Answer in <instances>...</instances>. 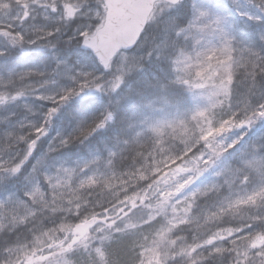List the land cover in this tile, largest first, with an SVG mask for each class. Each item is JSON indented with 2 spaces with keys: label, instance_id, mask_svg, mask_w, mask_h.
<instances>
[{
  "label": "snow or ice",
  "instance_id": "obj_1",
  "mask_svg": "<svg viewBox=\"0 0 264 264\" xmlns=\"http://www.w3.org/2000/svg\"><path fill=\"white\" fill-rule=\"evenodd\" d=\"M0 264H264V0H0Z\"/></svg>",
  "mask_w": 264,
  "mask_h": 264
},
{
  "label": "rangeland",
  "instance_id": "obj_2",
  "mask_svg": "<svg viewBox=\"0 0 264 264\" xmlns=\"http://www.w3.org/2000/svg\"><path fill=\"white\" fill-rule=\"evenodd\" d=\"M75 101H72V102H70V103H74ZM53 135H55V132L53 131V133H52Z\"/></svg>",
  "mask_w": 264,
  "mask_h": 264
}]
</instances>
